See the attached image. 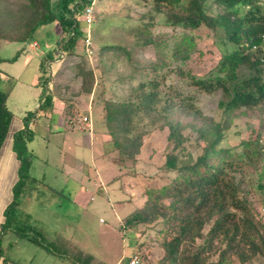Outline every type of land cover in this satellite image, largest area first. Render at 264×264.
I'll use <instances>...</instances> for the list:
<instances>
[{"label": "rangeland", "instance_id": "rangeland-1", "mask_svg": "<svg viewBox=\"0 0 264 264\" xmlns=\"http://www.w3.org/2000/svg\"><path fill=\"white\" fill-rule=\"evenodd\" d=\"M93 3L98 18L95 27H87L83 14L80 17L81 32L91 42L93 54L87 53V40L84 36L81 37L75 55L58 57L56 60L61 59V63L50 64L48 74L54 78V84L59 88L58 90H75V94H78L83 90V82L82 79L75 78L74 66L81 64L87 71H93L97 77L95 86L97 103L95 101L94 105L95 131L96 134L107 135L109 128L104 121L103 105L100 103L102 92H105L104 97L107 100L126 101L130 98L132 89L141 82L157 80L160 83L159 90L164 96L158 111H162L169 103L172 109L168 119L179 122L184 127V136L188 138L183 147L175 151L179 157V165L195 162L207 145L206 141L199 138L197 130L209 122L221 121L223 112L219 103L224 97L219 91L207 94L193 87L190 78L194 76L198 79H209L217 72L224 51L219 38L202 28L195 33L200 39H197L195 47L189 52V60L181 63L178 59L171 58V55L176 44L182 42L184 34L180 30L167 27L162 15L152 14L142 20L150 7L139 6L131 0H94ZM24 4H27V0H0V16L4 19L5 14L15 13ZM142 24H149L148 36L167 48L157 50L154 46L137 47L133 30L141 27ZM62 38L60 25L56 22L40 28L30 44L7 41L1 43L0 58L4 59L0 62V69L3 72L1 90L4 93L12 92L8 100V108L17 118L21 117V112L24 111L22 106L31 102L34 97L31 95L32 92L35 90L44 92V88L38 86L41 63L44 57L58 53V41ZM34 43L38 46L34 47ZM30 45L36 50H31ZM110 45L128 48L130 58L113 53L100 55L102 47ZM22 49L27 50L26 54L20 56L16 62L9 61ZM154 64H163L164 69L160 74L152 73L150 67ZM249 74L247 66L239 69L240 77H248ZM45 94L46 91L44 96ZM166 97L169 99L168 103ZM85 100L89 101L87 98ZM186 100L188 101L186 104L193 106L192 112L200 111L203 117L195 118L190 111L183 109L182 104ZM39 101L36 98L37 104ZM79 104L77 108L79 115L88 113V108L83 107L84 104L80 99ZM35 107L31 112L35 111ZM236 115L232 127L225 133L226 137L220 148L239 153L243 151L242 142H254L262 148L261 158L253 159L254 167L248 162L245 163L244 175L238 177V180L242 181L241 197L251 204L255 215L264 224V108L242 109L237 111ZM164 117L166 116L162 113L152 112L149 116L141 113L137 118L140 124L138 131L147 132L141 156L143 160L152 158L150 165L141 162L138 164L131 160L121 161L112 144L103 147L104 158L99 156L96 160H92L91 150L83 139L86 136L84 133H79V137L76 135L79 138L76 144L79 145L75 154H72L69 148L62 147L60 139L53 136L54 133L48 135L50 140L48 142L38 140L34 145L33 155L36 158L33 159V175L30 174V180L20 195V215H24L25 212L32 215L30 226L43 238V247L31 244V241L21 240L11 253L8 250L9 238H7L2 247L5 257L15 260L17 264H74V260L70 261L61 251L64 250L63 244L67 241V249L73 247L90 254L86 262L81 259L83 264H88V259L93 257L102 264H128L133 251L127 245L126 237L135 238L137 230L126 231L127 236L122 234L118 217L120 220L128 217L142 208L145 200L128 198L124 193L126 184L129 179L141 180L144 182V187L141 189L146 195L148 190L160 189L176 176V173H166L164 167L167 155L173 151V146L167 139L168 128L162 127L165 122ZM18 125L15 121L10 126L7 144L17 131ZM47 128L52 129L51 126ZM54 129L57 128H53L52 132L55 131ZM79 161L88 165H82V173L78 174L76 169ZM73 168L75 171L72 175ZM43 177L44 179L41 180ZM100 179L103 187L107 189L105 192H99L93 187L96 183L100 185ZM77 183L91 187L94 202L88 200L86 203H81L78 208L48 188L50 185L58 190L64 189L67 195ZM45 185L48 187L46 188ZM211 225L212 223L206 226L204 235L208 233ZM14 227L17 231H21V225ZM160 228L159 223L149 227L152 244L147 246L157 247L159 255L157 254L156 258L146 257L148 264H159L158 258L163 254L160 246L162 237L158 235ZM16 238V235H12L13 241ZM198 244H202V241L199 240ZM232 264L240 263L235 261ZM254 264H264V259L261 258Z\"/></svg>", "mask_w": 264, "mask_h": 264}, {"label": "trees", "instance_id": "trees-1", "mask_svg": "<svg viewBox=\"0 0 264 264\" xmlns=\"http://www.w3.org/2000/svg\"><path fill=\"white\" fill-rule=\"evenodd\" d=\"M131 1L139 6L150 7L142 20L152 14L162 15L167 27L184 34L182 42L176 44L171 55V58L181 63L189 60V52L200 39L195 33L202 28L219 38L224 49L219 69L209 79L192 76L190 83L207 94L222 92L224 99L219 103L223 112L221 121L209 122L197 130L199 138L207 143L203 154L195 162L180 166L175 151L181 149L188 138L184 136V127L179 122L168 119L172 106L167 97L165 100L168 105L158 111L164 96L157 80L141 82L132 89L126 101L107 100L105 92H102L100 103L103 105L104 121L109 128L107 133L111 136L110 144L121 161H136L142 153L147 132L138 131L140 124L137 118L141 113L149 116L157 112L166 116L162 127L168 128L167 139L173 146L164 167L166 173H176L175 178L160 189L148 190L143 207L122 220L121 230L132 231L140 226L149 230V227L159 223L161 228L158 235L162 237L160 246L164 250V257L159 264H232L235 261L254 264L264 259V224L255 215L251 204L241 197L242 181L238 177L244 175L245 163L255 166L253 159L261 158L262 148L254 142H242L243 151L238 153L220 148V145L226 137L225 133L232 127L237 111L264 108V0ZM93 2L27 0V4L15 13L5 14L4 19L0 16V47L4 41L30 44L40 28L57 22L63 34L58 55L73 56L77 53L79 39L84 36L80 17L89 7H94ZM84 23L89 28L95 27L98 23L95 9L92 22L88 24L84 19ZM149 28V24H142L133 30L136 46H154L157 50L167 48L148 36ZM84 39L87 40V36ZM23 51H19L9 61H18ZM108 53L130 58L128 48L119 45L102 47L100 55ZM3 60L0 58V62ZM50 61H53L52 53L44 57L41 63L38 86L43 87L44 91L48 90V94L44 96L38 115L52 113L61 97L56 92L59 88L54 84V78L48 74L50 67L47 64ZM242 66L248 67V77H240L239 69ZM150 69L152 73L160 74L164 66L154 64ZM73 70L75 78L82 79V91L92 94L96 90V74L87 71L81 64L75 65ZM2 74L0 69V151L14 119L8 108L10 93L1 90ZM95 101L97 103L94 97V105ZM186 103L187 100L182 104L183 109L190 111L195 118L202 116L200 111L192 112L193 106ZM73 107L70 105L66 112H70ZM30 140L31 134L27 127L15 137V152L21 167L14 188V201L6 212L3 232L14 231L19 239H28L43 247V238L30 226L31 216H21L18 209L20 195L31 177V157L27 147ZM211 223L208 233L204 235V229ZM15 225H21L20 232L15 229ZM199 240L202 244H198ZM67 243L65 241L63 244L62 254L70 261L74 260V264H83L81 259L86 261L89 255L73 247L67 249ZM13 246L14 243L10 244L9 252ZM1 258L5 263L9 261L2 249L0 236Z\"/></svg>", "mask_w": 264, "mask_h": 264}, {"label": "crops", "instance_id": "crops-1", "mask_svg": "<svg viewBox=\"0 0 264 264\" xmlns=\"http://www.w3.org/2000/svg\"><path fill=\"white\" fill-rule=\"evenodd\" d=\"M60 44H61V41H58V47L60 46ZM30 49L36 50V49L32 48V45H30ZM59 51H60V47H59ZM59 51H58V53H59ZM26 52H27V50L24 49L21 56L23 54H26ZM58 53L57 52L52 53L53 54V61L49 62V64H48L49 67H51L50 64L57 65V64L61 63V59L56 60V58L61 57V56H62V58H64V55L62 54L60 56V55H58ZM53 73H54V71H53ZM54 75L55 74H53V76ZM37 91H38V94H37ZM74 91L75 90H56V92L61 97H60V99L57 100L56 104L54 105L53 112L50 114H46V115L45 114L38 115L39 108H40V106L44 100L43 96H44L45 91L42 93L39 90H35L31 94L34 96L31 99V102H29V103L27 102L24 104L25 106H22V110H24V111L21 112V115H20L21 117L17 118L13 113V115H14L13 122L16 121L19 124L17 131L12 135V138H10L9 144H7V140H6L3 148L0 151V236H1V241H2V247H3V244L7 238H9L8 247L10 246V244L14 243V246L11 248V253L14 252V249L19 245L21 240H25V241L27 240L30 242V240H28V239H19L17 234L14 231L9 230V231L3 232V226H4L5 221H6V212L9 208V206L14 201V188H15L16 183L18 182L20 167H21V163H20V161L17 157V154L15 152V137H16V135L25 131L26 127L31 134V140L28 141V143H27V147H28L30 157H31L30 174L33 172V169H34L33 159L36 158L33 155L35 152L34 145L38 140H41L43 142L50 141V140H48L49 134L54 133L53 136L55 138L60 139V143H61L62 147L66 148V149L69 148L73 152L72 154H75V151L79 145V144H76V141L79 140V138H78L80 136L79 133H84V135H86V136H84L83 139H85L86 145L91 150L90 153H91L92 160L93 159L96 160V158H98L99 156L104 158L105 157V154H104L105 151L103 152V149H104L103 147H105L106 145L107 146L110 145L111 136H109L108 133H107V135L106 134L105 135H103V134L99 135V134H96V131H95V121H94V109L95 108H94L93 100H94V97H95L97 90H94V92L92 94H86L83 91L78 92V94L77 93L75 94ZM47 94H48V90H46L45 96ZM11 95H12V92L9 95V99H10ZM36 98L38 100H40L39 104L36 103ZM85 98L89 99V101L86 102ZM34 99H35V102H33ZM69 99H72V101ZM79 99H80L81 103L84 104L83 107L88 108V113L84 114L83 116H80L79 112L77 110L78 106H80ZM75 100L78 102H75ZM70 105L74 106L73 109L70 108V110H69L70 112H66ZM34 106H36L34 108L35 111L31 112V109ZM86 117L89 119L88 122H84V118H86ZM13 122H12V124H13ZM48 126H51L52 129L49 130L47 128ZM53 128H57V129H54L55 131L52 132ZM141 155H142V153H141ZM141 155L137 157L136 162L138 164H140V162H141V163H145L147 165H150V162H152L153 159L150 158V160H143ZM82 165H88V164L85 162H84V164H81V162L79 161L78 162V169H76L78 174L82 173ZM74 171H75V169L73 168L71 171L72 175L74 174ZM32 175H33V173H32ZM43 179H44V177L41 178V180H43ZM34 180H37V179L34 178ZM129 180L130 181L126 184L127 188L124 190V193L128 196V198L129 197L134 198V199L135 198H142V199L144 198V200L146 201V195L144 194L145 192H143L141 189L144 187V182H141V180H138L137 178L129 179ZM100 181H101V179H100ZM149 181H151V180H149ZM101 183H102V181L100 182V185L96 183L93 187L97 188L99 190V192H105L107 189L105 187H103V184H101ZM45 186H46V188L49 186L48 188L50 190L56 192V194H58V196H60L64 200L71 202V204L73 206H76L78 208L81 206L80 205L81 203H86L88 200L91 202H94V197L91 196L92 192H91V187L89 185L81 186L80 183H77L76 187L71 188V192L67 193V195H65L64 189L58 190V189H55L54 187H52L50 185H48V186L45 185ZM18 209L20 212V203H19ZM114 211H115V214L117 215V212L115 209H114ZM25 215H30L31 218H33L30 213L25 212ZM122 220L123 219L120 220V217H118V222L120 223V225L122 224ZM136 230H137V232H136L137 236L135 238L134 237L129 238L125 234L126 231H121L122 234L126 235L127 236L126 238H128V242H127L128 244L127 245L133 251L131 256L136 252H142L143 258L145 259V262H146V257H148V259L149 258H156L157 254L159 255V251H158L157 247L156 248H149L147 246V245L152 244L151 240H150V236H149L150 230H146V228H144L143 226H140ZM12 235L17 236L16 240H14V241L12 240ZM143 240H146V241L144 242ZM30 243L38 246L37 244H35L33 242H30ZM38 247H41V246H38ZM161 250H163V249L161 248ZM88 255H90V254H88ZM163 257H164V250H163V254L160 255V257L158 258V263L160 262V260ZM79 259H81V258H79ZM88 260H89L88 264H102V262L100 260H98L94 257L92 259H88ZM78 261H80V260H78ZM86 261H84V262H86ZM1 263L2 264H8V263L9 264H17V262L15 260H11V259H9V261H7L5 263L3 258L0 259V264ZM77 263L81 264V262H77ZM75 264H76V262H75Z\"/></svg>", "mask_w": 264, "mask_h": 264}, {"label": "built area", "instance_id": "built-area-1", "mask_svg": "<svg viewBox=\"0 0 264 264\" xmlns=\"http://www.w3.org/2000/svg\"><path fill=\"white\" fill-rule=\"evenodd\" d=\"M93 13H94V7L92 6L89 7L83 14L84 19L88 24H90L93 20ZM263 40H264V35H263ZM36 46H38V44L34 43V47ZM86 50L89 55L93 54L92 44L89 40H87L86 42ZM254 50L257 49L255 48ZM88 121L89 119L87 117L84 118V122H88ZM128 264H148V263L144 261L142 252H136L130 257Z\"/></svg>", "mask_w": 264, "mask_h": 264}]
</instances>
